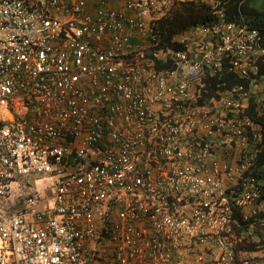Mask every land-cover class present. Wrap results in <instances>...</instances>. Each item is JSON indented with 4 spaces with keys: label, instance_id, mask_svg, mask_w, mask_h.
I'll return each instance as SVG.
<instances>
[{
    "label": "built area",
    "instance_id": "obj_1",
    "mask_svg": "<svg viewBox=\"0 0 264 264\" xmlns=\"http://www.w3.org/2000/svg\"><path fill=\"white\" fill-rule=\"evenodd\" d=\"M184 1L0 0V264H264V44L218 11L151 56Z\"/></svg>",
    "mask_w": 264,
    "mask_h": 264
},
{
    "label": "trees",
    "instance_id": "obj_2",
    "mask_svg": "<svg viewBox=\"0 0 264 264\" xmlns=\"http://www.w3.org/2000/svg\"><path fill=\"white\" fill-rule=\"evenodd\" d=\"M218 5L214 7L213 3L203 0H188L177 3L171 13L155 21L154 34L156 42L148 51L152 56L154 53L166 52L168 50L182 49L183 44L178 42L176 38L191 32L196 28L209 27L219 21L218 11H223L226 22H238L247 20L256 27L264 44V0H213ZM158 67L167 66L166 63L157 61ZM259 76L264 78V63H259ZM212 85L207 87L208 94H204L205 98H210L219 88V84L224 85L223 89L235 86L238 83L246 81L238 79L232 72L227 69L223 70L218 76L211 81ZM203 99V100H204ZM253 106L250 108L251 112ZM258 122L262 126V142L259 145L258 158L256 166L251 173L252 177L258 180L262 188V195L259 203L264 204V113L258 117ZM237 217L242 225L248 227L254 222L253 219L243 221L240 215ZM253 245H249L248 249H254ZM238 250L245 249L239 245Z\"/></svg>",
    "mask_w": 264,
    "mask_h": 264
},
{
    "label": "rangeland",
    "instance_id": "obj_3",
    "mask_svg": "<svg viewBox=\"0 0 264 264\" xmlns=\"http://www.w3.org/2000/svg\"><path fill=\"white\" fill-rule=\"evenodd\" d=\"M42 178L46 179L47 182V186H43V185H34L29 189L26 188H15L13 194L11 195V197L9 198V203L13 204V203H18L19 199L23 198V196L26 193H37L39 194L42 198L46 199L48 197H51V190H52V186L58 181L57 178H52L48 175H43Z\"/></svg>",
    "mask_w": 264,
    "mask_h": 264
},
{
    "label": "clouds",
    "instance_id": "obj_4",
    "mask_svg": "<svg viewBox=\"0 0 264 264\" xmlns=\"http://www.w3.org/2000/svg\"><path fill=\"white\" fill-rule=\"evenodd\" d=\"M20 200V199H19ZM259 204H262V203H259ZM239 215V214H238ZM236 217H237V215H236ZM240 217H241V215H240ZM256 217L257 218H259L260 220H256ZM256 217H249L248 219H253L254 220V222L253 223H251V225L250 226H248V227H245L244 225H242L241 223H240V221H239V219H238V217H237V220H238V222L243 226V227H245L247 230H248V232H252L251 233V237H250V239H251V243L250 244H248V245H242V244H237V247L239 246V245H241V246H243L245 249H240V250H247L248 249V247H249V245H253L254 247V249H252V250H257V248H256V246L257 245H264V225L262 224L263 222V220H261V219H264V214H261V215H259V216H256ZM242 218V217H241ZM243 219V218H242ZM247 219V220H248ZM243 221H246V220H244L243 219ZM261 239L262 241L260 242V243H258L257 242V240L258 239ZM237 250H238V248H237ZM248 250H251V249H248Z\"/></svg>",
    "mask_w": 264,
    "mask_h": 264
}]
</instances>
